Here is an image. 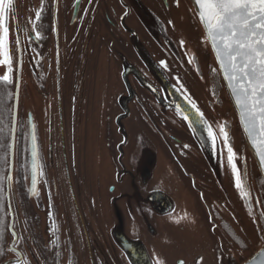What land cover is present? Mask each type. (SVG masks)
Listing matches in <instances>:
<instances>
[{"label": "flooded vegetation", "instance_id": "af4514ba", "mask_svg": "<svg viewBox=\"0 0 264 264\" xmlns=\"http://www.w3.org/2000/svg\"><path fill=\"white\" fill-rule=\"evenodd\" d=\"M40 3L15 0L25 49L17 150L25 152L14 172L12 220L23 239L5 260L18 252L31 264H154L157 255L166 264L200 256L203 264H244L241 245L258 250L264 222L248 215L222 140L214 149L203 121L214 133L228 124L257 213L264 180L226 84L210 72L214 57L200 43L190 0L179 8L174 0H80L78 8L58 0V15L56 0H45L35 40L28 21ZM29 116L43 165L35 195L22 180ZM122 233L128 245L116 238Z\"/></svg>", "mask_w": 264, "mask_h": 264}, {"label": "snow or ice", "instance_id": "6c2138e0", "mask_svg": "<svg viewBox=\"0 0 264 264\" xmlns=\"http://www.w3.org/2000/svg\"><path fill=\"white\" fill-rule=\"evenodd\" d=\"M57 15H58V0ZM91 3V0H89ZM175 6L180 7V0H174ZM80 0H75L74 8H78ZM45 11V0H41L40 7L35 11V19L28 21L29 31L34 34L35 40L42 39L41 32L37 28V22L42 21ZM193 18L202 28L200 43L205 49L210 48L214 57L215 66L210 67L213 78L221 77L233 98L242 131L247 138L261 169H264V0H192L189 9ZM14 22V25H13ZM169 24L172 21H168ZM26 25V27H28ZM22 29L16 17L15 0H0V68L4 71L0 74V257L6 251L3 243L6 235L10 234L13 241H21L23 236L16 231V223L12 217L16 215L13 208L14 197V172L17 166L18 154H23V147L17 150V145L24 139L23 121L19 118V81L17 72L23 68V41ZM15 34V52H13L12 35ZM29 36V42L32 41ZM181 47L185 46V40L178 41ZM189 64L196 63V57L189 56ZM163 63V62H162ZM166 66V65H165ZM199 73V66L196 68ZM13 96L15 101L13 102ZM193 108L195 103L192 102ZM203 118V113H199ZM207 136L213 148H216L217 139L222 140L223 149L227 152V168L231 172L234 188L243 201L248 215L254 224L264 222V199L256 197L254 210L253 195L248 185L247 168L241 172L237 165L239 153L231 142L228 124L226 122L216 124L218 133H214L213 125L207 120L203 121ZM215 123V122H214ZM28 135L30 137V151L22 165L25 175L24 181H30V191L37 193L38 179L43 175V165L38 150L36 127L29 116L27 122ZM18 131L20 139L18 140ZM184 147H188L185 145ZM246 164V162H245ZM223 166V160L221 161ZM210 215L211 231L215 232L214 217ZM182 219H187L183 217ZM181 219H175L173 223L179 225ZM259 249L254 246H244L247 255L244 264H264V228L258 229ZM239 243V241H237ZM223 245L218 246L222 248ZM222 259L218 257V260ZM204 257L200 256L196 264H203ZM14 264H31L30 260L22 255H17ZM154 264H166V259L160 255L154 258ZM177 264H185L180 259Z\"/></svg>", "mask_w": 264, "mask_h": 264}, {"label": "water", "instance_id": "95a60500", "mask_svg": "<svg viewBox=\"0 0 264 264\" xmlns=\"http://www.w3.org/2000/svg\"><path fill=\"white\" fill-rule=\"evenodd\" d=\"M191 1V3H192V0H190ZM154 63V62H153ZM155 64V63H154ZM156 65V64H155ZM158 67V66H157ZM170 84V83H169ZM226 84V83H225ZM171 85V84H170ZM172 86V85H171ZM174 87V86H173ZM227 87V86H226ZM176 89V88H175ZM227 90H228V88H227ZM176 91L179 93V95L180 96H182V97H184L183 96V94L181 93V92H179L177 89H176ZM228 93H229V95H230V92H229V90H228ZM19 98H20V81H19V96H18V104H19ZM230 98H231V100H232V102H233V104H234V101H233V98H232V96L230 95ZM235 106V105H234ZM237 111V110H236ZM188 116V115H187ZM189 116H191V115H189ZM192 117V116H191ZM242 128V127H241ZM244 134V133H243ZM244 136H245V134H244ZM195 137L197 138V140L201 143V140H203L202 139V135H197L196 133H195ZM245 139H246V141H247V138H246V136H245ZM248 143V142H247ZM248 146H249V149H250V152H251V154H252V156H253V158H254V160H255V162H256V164H257V166H258V168H259V170H260V173H261V175H262V177H263V179H264V169H261V167H260V165H259V161H258V159L256 158V156H255V154H254V152H253V150H252V148H251V146L248 144ZM120 242H121V244H126V245H128L127 243H128V238L122 233V235H118L117 237H116ZM15 244H16V241H13V243L10 245V248H12V249H14V246H15ZM16 254L18 255H21L20 253H18V252H16ZM14 261H15V259H11V260H7V261H4V262H2L1 264H14Z\"/></svg>", "mask_w": 264, "mask_h": 264}, {"label": "rangeland", "instance_id": "374dc122", "mask_svg": "<svg viewBox=\"0 0 264 264\" xmlns=\"http://www.w3.org/2000/svg\"><path fill=\"white\" fill-rule=\"evenodd\" d=\"M3 71H4V69H3V68H0V74H2ZM90 143H91V142H90V139L88 138V140H87V144L89 145Z\"/></svg>", "mask_w": 264, "mask_h": 264}, {"label": "trees", "instance_id": "16d2710c", "mask_svg": "<svg viewBox=\"0 0 264 264\" xmlns=\"http://www.w3.org/2000/svg\"><path fill=\"white\" fill-rule=\"evenodd\" d=\"M0 110H3V104H0ZM2 139H4V137H0V140H2Z\"/></svg>", "mask_w": 264, "mask_h": 264}]
</instances>
